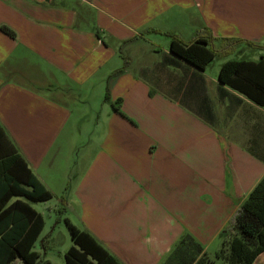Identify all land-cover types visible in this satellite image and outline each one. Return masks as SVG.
Returning a JSON list of instances; mask_svg holds the SVG:
<instances>
[{
    "label": "crops",
    "instance_id": "crops-1",
    "mask_svg": "<svg viewBox=\"0 0 264 264\" xmlns=\"http://www.w3.org/2000/svg\"><path fill=\"white\" fill-rule=\"evenodd\" d=\"M149 28L264 44V0H0V126L121 264H166L184 238L209 256L264 176V107L220 82L229 56L198 69Z\"/></svg>",
    "mask_w": 264,
    "mask_h": 264
},
{
    "label": "trees",
    "instance_id": "trees-1",
    "mask_svg": "<svg viewBox=\"0 0 264 264\" xmlns=\"http://www.w3.org/2000/svg\"><path fill=\"white\" fill-rule=\"evenodd\" d=\"M2 30L14 35L7 27ZM150 30L169 36L171 53L201 70L217 57L230 56L228 48L238 44L264 49V44L242 39H222L218 44L219 40L208 30L201 31L192 41H185L172 32ZM219 80L264 107L263 56L258 60L225 61ZM114 108L120 109L118 105ZM51 199L53 194L28 167L0 126V264H54L41 260L40 253L34 250L45 228V218L31 205ZM64 222L73 241L65 253L66 264H121L88 232L77 228L68 218ZM226 231L231 236L230 242L224 243L217 256L229 264H253L264 252V176L237 210ZM187 239H182L174 251L176 256H170L166 264H211L202 247L191 244V239L187 243Z\"/></svg>",
    "mask_w": 264,
    "mask_h": 264
},
{
    "label": "rangeland",
    "instance_id": "rangeland-1",
    "mask_svg": "<svg viewBox=\"0 0 264 264\" xmlns=\"http://www.w3.org/2000/svg\"><path fill=\"white\" fill-rule=\"evenodd\" d=\"M150 29L153 28H149L147 30L145 29L144 32L147 31L146 34L148 33V35H152L148 32L150 31ZM168 37L169 36L164 37L161 35L158 37V40L168 42L170 38ZM152 38L156 37L152 35ZM234 58H236V56L231 55L228 57V59ZM223 60V57H218L213 64L218 65ZM35 205L40 211L44 213L46 219V227L42 237L37 241L34 250L40 253L41 260L48 259L54 264H66L65 253L73 245V241L64 222V219H62V214L59 211L57 212V210L63 205H61V203H59L56 198H53L48 202H43ZM67 216H70L72 218V215L70 214H67ZM72 220L75 222L74 218H72ZM226 233L229 237L225 240H227L226 242H230L231 236L228 235L229 232L226 231ZM44 236L47 237V239L42 242ZM224 243L220 244V241L217 240L210 246L209 259L211 260V264H229L224 258L217 256V253L220 252L221 249H223Z\"/></svg>",
    "mask_w": 264,
    "mask_h": 264
}]
</instances>
